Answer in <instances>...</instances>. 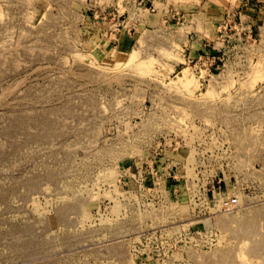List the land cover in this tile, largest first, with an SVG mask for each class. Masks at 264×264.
I'll use <instances>...</instances> for the list:
<instances>
[{
  "label": "rangeland",
  "instance_id": "1",
  "mask_svg": "<svg viewBox=\"0 0 264 264\" xmlns=\"http://www.w3.org/2000/svg\"><path fill=\"white\" fill-rule=\"evenodd\" d=\"M0 264H264V0H0Z\"/></svg>",
  "mask_w": 264,
  "mask_h": 264
},
{
  "label": "built area",
  "instance_id": "2",
  "mask_svg": "<svg viewBox=\"0 0 264 264\" xmlns=\"http://www.w3.org/2000/svg\"><path fill=\"white\" fill-rule=\"evenodd\" d=\"M232 20L233 21V17L229 14H226L225 15V18L221 21V24H219V26L217 27V30H216V34L217 33H220V29L223 28H227L228 26V22ZM224 23V25H222ZM240 26V25H239ZM243 30V29H242ZM216 40H218L219 38L217 37L216 35ZM205 48L206 50L201 52L199 54V56L196 58V61H195V72L196 74H198L199 76V82H200V85H203V82H206V80H204V76L205 75H202L201 72H205V74L207 76H210L211 73H213L216 69H218V65L216 64V62H221V60H223L222 58L226 55V52L225 51H220L218 50L217 52L220 54L219 57L213 55L214 54V51L217 50L214 46L211 47L209 45H205ZM199 66V67H197ZM223 66V64H222ZM204 68L203 70L201 68Z\"/></svg>",
  "mask_w": 264,
  "mask_h": 264
},
{
  "label": "crops",
  "instance_id": "3",
  "mask_svg": "<svg viewBox=\"0 0 264 264\" xmlns=\"http://www.w3.org/2000/svg\"><path fill=\"white\" fill-rule=\"evenodd\" d=\"M223 12V11H222ZM229 12L230 11H225V13L224 14H222L223 15V17H222V19H221V21L225 18V15L226 14H229ZM200 48H201V46H200ZM205 48V46L203 47V49L201 50V51H199V53H201V52H203V51H205L206 49H204Z\"/></svg>",
  "mask_w": 264,
  "mask_h": 264
},
{
  "label": "bare ground",
  "instance_id": "4",
  "mask_svg": "<svg viewBox=\"0 0 264 264\" xmlns=\"http://www.w3.org/2000/svg\"><path fill=\"white\" fill-rule=\"evenodd\" d=\"M44 228V227H43ZM45 229V228H44ZM46 230V229H45Z\"/></svg>",
  "mask_w": 264,
  "mask_h": 264
}]
</instances>
